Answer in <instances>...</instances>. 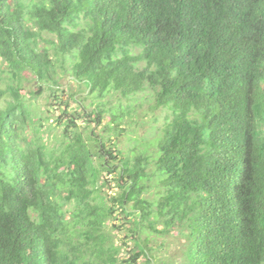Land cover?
Masks as SVG:
<instances>
[{"label": "trees", "instance_id": "trees-1", "mask_svg": "<svg viewBox=\"0 0 264 264\" xmlns=\"http://www.w3.org/2000/svg\"><path fill=\"white\" fill-rule=\"evenodd\" d=\"M0 264H264V0H0Z\"/></svg>", "mask_w": 264, "mask_h": 264}, {"label": "rangeland", "instance_id": "rangeland-1", "mask_svg": "<svg viewBox=\"0 0 264 264\" xmlns=\"http://www.w3.org/2000/svg\"><path fill=\"white\" fill-rule=\"evenodd\" d=\"M45 38H52L56 39V37L52 34H45ZM67 68H71L70 61L68 64H66ZM27 76H30V73H26ZM60 81L63 84L64 88L72 87L73 90H75L77 87L75 83H72L69 81L68 76H70L69 72H66V76L63 74H60ZM67 77V78H66ZM29 84V83H28ZM30 85V84H29ZM33 87H36L37 85L35 83H31ZM150 91L142 92L137 95L136 98H138L137 101L132 100L133 105L136 107V111L132 113L131 116H127V118L124 120V127L127 129L125 134L120 138L119 147L120 148H126L129 149L130 146L135 144L138 140H146L144 143V146L149 147V149H153L154 144H151V139H154V143L156 141V131L159 127H161L165 120L166 115L168 114L167 109L160 108V109H154L152 110L150 105V100H148L151 96ZM86 92L79 93L77 95V98L81 100V102L85 103L89 110L92 109V107H95L97 105V101H100V99L96 98L95 96L87 98ZM83 97V99L81 98ZM65 102L67 101V96L64 95ZM102 102L107 104L108 106L118 104L119 101L126 102L127 99L122 96L120 93L112 92L109 94H106L103 98H101ZM45 101V100H44ZM42 99H40V104L38 103L39 107L44 111V115H50V119L45 120L43 124L44 126L42 129L47 130L46 135H51V142L50 146L58 145V139H59V131L62 129L58 125H54L52 116L56 117L57 115H61L63 112L61 110V107L63 104H58L55 99H51L50 103L51 105L44 102ZM72 108H76L77 106L76 102L71 101ZM50 109L49 111L47 109ZM70 111V109H69ZM109 117L106 119L108 121ZM99 127V125H98ZM45 137V135H44ZM131 138V139H129ZM48 139V137L46 138ZM156 189H152L150 193L145 194V196H148L150 198L155 197ZM117 223V221H115ZM153 240L150 243V247H153L154 251H157L158 255H162L167 260H170L172 258H176V261L179 260V257H176L178 255L177 252H179V246L181 243L179 235H168L167 237L160 236L157 233H151ZM166 243V246L164 244Z\"/></svg>", "mask_w": 264, "mask_h": 264}]
</instances>
